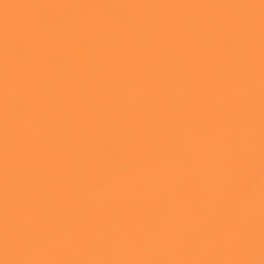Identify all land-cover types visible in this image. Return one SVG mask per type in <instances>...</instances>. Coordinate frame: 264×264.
Masks as SVG:
<instances>
[{
  "label": "clouds",
  "instance_id": "1",
  "mask_svg": "<svg viewBox=\"0 0 264 264\" xmlns=\"http://www.w3.org/2000/svg\"><path fill=\"white\" fill-rule=\"evenodd\" d=\"M0 264H264V0H0Z\"/></svg>",
  "mask_w": 264,
  "mask_h": 264
}]
</instances>
